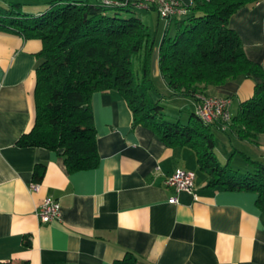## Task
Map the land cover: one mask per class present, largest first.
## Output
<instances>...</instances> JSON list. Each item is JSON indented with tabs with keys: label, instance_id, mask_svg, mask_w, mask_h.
I'll use <instances>...</instances> for the list:
<instances>
[{
	"label": "crops",
	"instance_id": "0c3cea01",
	"mask_svg": "<svg viewBox=\"0 0 264 264\" xmlns=\"http://www.w3.org/2000/svg\"><path fill=\"white\" fill-rule=\"evenodd\" d=\"M229 25L247 58L264 67V0L238 8ZM41 46L39 39L0 31V261L125 264L131 254L136 264H264V212L256 193L209 185L194 150L169 147L149 128L134 126L114 89L92 95L96 167L69 172L62 149L19 146L34 120ZM204 93L229 97L233 115L254 94V82L241 76ZM250 143L264 156V134ZM41 163L34 190L33 169ZM176 169L194 173L197 198L166 184ZM173 195L176 203L169 201ZM47 196L59 201L61 217L40 223L36 210Z\"/></svg>",
	"mask_w": 264,
	"mask_h": 264
},
{
	"label": "trees",
	"instance_id": "16d2710c",
	"mask_svg": "<svg viewBox=\"0 0 264 264\" xmlns=\"http://www.w3.org/2000/svg\"><path fill=\"white\" fill-rule=\"evenodd\" d=\"M109 1L48 0L37 13L22 12L17 2L0 4V31L42 44L35 69L34 120L17 144L62 149L69 172L96 167L92 95L114 89L128 104L134 126L149 128L169 147H190L209 185L254 191L256 206L264 212V161L242 151L249 167L245 172L232 168V155L220 163L213 131L252 143L264 134V67L247 58L229 25L232 13L254 0H190L184 3L186 13L171 19L174 34L166 31L162 36L158 67L171 95L191 97L197 105L198 96H209L204 93L209 86L241 76L254 82V94L239 103L229 120L210 123L196 108L186 123L166 118L163 106L148 95L154 87V39L132 2ZM134 59L139 60L138 68ZM44 170L43 163L34 167L35 182ZM125 264H136L131 254Z\"/></svg>",
	"mask_w": 264,
	"mask_h": 264
},
{
	"label": "rangeland",
	"instance_id": "374dc122",
	"mask_svg": "<svg viewBox=\"0 0 264 264\" xmlns=\"http://www.w3.org/2000/svg\"><path fill=\"white\" fill-rule=\"evenodd\" d=\"M48 0H0L2 6H9L10 3H21V11L26 13H35L38 9H42ZM84 1V0H76ZM189 0H182L183 3H187ZM137 15L142 19L146 26L147 31L154 39L153 54L151 61V77L154 83V87L148 92V95L155 101H158L164 108L166 118L170 121L180 119L182 123L188 121L190 113L194 111V101L191 97H181L171 95L169 87L164 83L159 67L154 63L153 57H157L159 45L162 36L168 31V35H173L175 28L174 22L157 15L154 9H137L135 10ZM154 55V56H153ZM155 59V58H154ZM134 66L138 68L139 60L134 59ZM235 110V102L231 106V111ZM214 137L216 141L215 151L220 163L225 164L227 159L230 158L232 168L240 171H246L245 158L241 156L240 152L250 154L254 159H264L261 156L259 147H254L248 141H242L229 136L223 131L213 129ZM233 153V154H232ZM197 176H200L199 171L196 172ZM197 177V178H198Z\"/></svg>",
	"mask_w": 264,
	"mask_h": 264
},
{
	"label": "built area",
	"instance_id": "2783aa9c",
	"mask_svg": "<svg viewBox=\"0 0 264 264\" xmlns=\"http://www.w3.org/2000/svg\"><path fill=\"white\" fill-rule=\"evenodd\" d=\"M134 4L137 9H153L159 17L171 20L174 17L184 15L186 8L182 0H126ZM106 2H110L106 0ZM198 104L196 112L198 116L205 122L210 123L215 120H229L231 114L229 111V97H211L198 96ZM194 173L184 169H176L166 178V184L170 186L175 193L186 191L197 198L194 193ZM38 184L34 182L32 188L36 190ZM172 203L177 202L175 195L169 198ZM36 215L40 223H49L59 220L61 217V207L57 199L47 196L36 210Z\"/></svg>",
	"mask_w": 264,
	"mask_h": 264
}]
</instances>
